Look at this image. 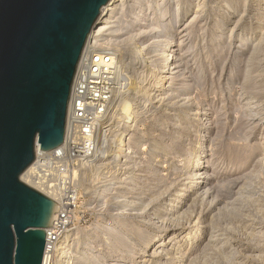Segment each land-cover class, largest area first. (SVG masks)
I'll use <instances>...</instances> for the list:
<instances>
[{
  "label": "rangeland",
  "instance_id": "374dc122",
  "mask_svg": "<svg viewBox=\"0 0 264 264\" xmlns=\"http://www.w3.org/2000/svg\"><path fill=\"white\" fill-rule=\"evenodd\" d=\"M170 4L169 25L147 29L148 24H133L132 14L123 10L116 33H102L98 42L101 51L119 53L120 79L128 88L141 79L147 88L132 96L138 116L132 151L126 158L111 154L120 128L114 114L127 98L118 92L105 121L99 162L81 168L70 180L54 160H46L39 173L60 193L74 195L69 235L84 236L94 226L114 230L87 238L77 251L102 254L123 248L127 237L137 238L135 250L126 248L115 261L99 264H139L144 251L147 264H154L158 259L148 251L159 232L166 236L160 240L165 244L162 263L177 258L176 264H264V0ZM168 36L174 43V80L152 92L163 60L138 62L132 49L137 42L153 47ZM201 136L206 140L203 150ZM208 161L210 168L204 171L215 178L211 190L205 194L206 185L189 190L198 178L190 175L194 165L201 170ZM101 188L110 191L105 204ZM172 234L176 239L169 243ZM107 235L115 237L109 248Z\"/></svg>",
  "mask_w": 264,
  "mask_h": 264
},
{
  "label": "water",
  "instance_id": "95a60500",
  "mask_svg": "<svg viewBox=\"0 0 264 264\" xmlns=\"http://www.w3.org/2000/svg\"><path fill=\"white\" fill-rule=\"evenodd\" d=\"M111 0H0V264H42L59 205L25 184L65 142L73 81Z\"/></svg>",
  "mask_w": 264,
  "mask_h": 264
},
{
  "label": "bare ground",
  "instance_id": "6f19581e",
  "mask_svg": "<svg viewBox=\"0 0 264 264\" xmlns=\"http://www.w3.org/2000/svg\"><path fill=\"white\" fill-rule=\"evenodd\" d=\"M170 3H171V0H111L110 3L102 9L101 16H100V18L98 20V23L93 28V30H92V32L90 34L89 41H88V43L86 45L85 53L88 51V48L91 45L93 39L95 40L96 44L98 43L100 38H102V33H108L110 36H113L116 33L115 23H119V21H121L119 16H121V13L123 12V10L124 11L128 10V13H130V15L132 14L131 16H133V24H136V23L137 24L138 23H145V25L148 24L147 29L152 27L153 24L158 25V26H160L161 24L169 25L171 22L168 23L169 22L168 21V16L171 13L170 12L171 8H173ZM176 4H177L176 11H178L179 10V6H180V2L177 1ZM132 9L135 12L131 11ZM133 12H134V14H133ZM156 27L157 26H155V28ZM263 27H264V25H263ZM155 28H154V31H156ZM146 33H148V32L147 31L145 32L144 29H143L142 34L146 35ZM153 33L155 34L156 32H153ZM261 33H263V32H261ZM257 34L258 33H256L254 36H257ZM137 35L139 36L140 33L137 34ZM155 38H157V37H155ZM154 43H155V45L153 47H149L145 43H138V42L136 44L134 43L135 46L133 45L134 47L132 49L131 55H133L134 58L136 57L138 62L144 61L147 64H149V63L151 64L152 63L151 59L153 57L162 58L163 62H162L161 70L155 76V78H154L155 79V85L150 90L152 92L159 93V91L163 87H165L166 84H168L170 81L174 80V70H176L175 67H174L175 51L173 49L174 48L173 40L169 36L166 38V40H164L162 42L154 41ZM85 53H84V55H85ZM111 55H112L111 58L108 59V60H106V58H103V62L105 63V62L108 61L112 65H115V64L119 65V60L122 62L118 52H114L113 51V53ZM155 59H154V61H155ZM141 80H138V81H136L134 83H131V85L128 88L127 98L124 99L123 102H121V104L119 105V108L117 109V112L114 114L115 120L118 123V126L120 125V128H119V131H117L116 138H114L112 143H111V146H112L111 147L112 148L111 149V154L112 155H116V156L117 155H121V156H124L126 158V156L133 149L132 148V142H134V141H132L133 140L132 132L135 129V127L137 126V124H138V116H137V113H136V109H135V107L133 105L132 96L134 95V93L135 94L142 93V95H143L145 89H147V88L142 86L143 83H142ZM201 138H202L201 141H203V144H202L203 145L202 146L203 147L202 150H203V149H206L205 145H204L206 140L204 139V136H201ZM104 142L105 141H104L103 138H102V142L99 140V146H98L97 152H96L98 155L99 154H104L103 150H102ZM200 143H202V142H198V144H200ZM66 146H67V135H66V142H64V144L61 147L57 148L56 150H54L52 152L42 153V152H40L39 147L37 146V150H36L37 161L34 162L29 167V169L26 172H24L22 174V176H21V180L25 184H27V185L31 186L32 188L40 191L41 193L45 194L46 196L50 197L51 199H53L55 202L58 203L59 211L57 213L58 218H57L56 221L59 220L60 215H61V213L63 211L69 212V209L71 210V208L73 207V204L75 203V202H73V200H75L74 195L71 194V193H69V194L66 193L65 195L62 194V193H59L57 190H54L53 186L50 185L49 183L48 184H44L42 181H39L37 178H35L33 176V171H34V167L37 165L39 160H41L42 158L51 157V156H53V155H55L57 153L62 152L65 149ZM95 159H96V157H95ZM96 161L99 162L98 159ZM194 166H195V171L190 173V175H191V177L195 176V177H198V178H196L194 182L192 181L193 183L190 184L189 190H195L197 187H202L203 188L206 185V187H204V193L207 194L209 192V189H210L209 187L211 186V184L214 182V179H215L209 173V171H204V170L210 168V161H208L205 166H204V163H202V167H201L202 169L201 170H199V164L198 165H194ZM95 169H97V168H95ZM261 170H262V172H264V162L261 165ZM118 172H119V170L115 171V173L112 174V176L114 175V177H115L113 179L114 181L116 179V176H118V174H119ZM203 175H204V177H202ZM130 179H131V177H130ZM125 180H127V179H125ZM112 181H109L108 183H110ZM102 186H103V184H102ZM106 186H109V184H106ZM100 192H103L102 193V202L105 204L106 203L105 198H107L106 197L107 192L104 189H102ZM219 194H221V193H219ZM98 195H96L95 199L99 198ZM227 197H228V195H227ZM126 207H127V204H126ZM69 213H71V211ZM113 217L114 216H112V217L110 216L111 219ZM219 218H221V217H219ZM66 224H67V221H66ZM99 228H101V227H99V226L98 227L97 226L91 227L90 229H88L86 231V234L84 236H81L82 234L81 235L80 234L69 235L70 229L65 227L64 234L59 239V241L57 243H55V245L53 247L54 250H53L52 256H53L54 264H99V263H101L102 261H105V260L115 261L116 259H118L119 257H121V256H123L125 254V252L127 251L126 248L135 250V247H136V245L138 243L137 238L133 240V239H129L127 237V242H125L126 245L123 248L118 249V250H110V251H108L106 253L104 252L102 254L98 250L95 251L93 249H89L88 251H85V250L84 251H77L76 246L77 245H84V243H85L84 241L87 238H89V237L97 238L99 236L98 233L100 235H102V234L104 235L108 231H109V233L114 231L113 229L109 230V229L101 228L100 232H96ZM52 229L53 228L48 229V231H51ZM136 229H139V228H136ZM118 233L119 232H117V234ZM162 234H163L162 232H159L157 234H155V233L153 234V236H152V238H153V247H151V249L148 251L151 254L150 256L149 255L148 256L153 258V260L158 259L157 261L153 262L154 264H176V262H178L176 260L177 258L174 259V261H172L170 263H162L159 260L160 257H161L159 255L160 254L162 255V249L161 248L164 247V245H165L164 243L163 244L160 243V240L166 238V236H163ZM175 236H176L175 234L169 235V239H168L169 243H173V241L176 239ZM114 238L112 236H108V235L106 236V243H105L106 247L109 248V247L113 246V243H115L114 242ZM177 248L180 249V246L177 247ZM97 253H99L101 255L100 256L101 258L98 257ZM145 253L147 254V251H144L143 252V256L139 257V259L141 258V261L139 262V264H142V263L143 264H147V262H146L147 260H145V257H147V256H146ZM182 253H184V252H182ZM176 254H178V253H176ZM130 255L132 257L136 256V254L134 252H131ZM181 255H183V254H181Z\"/></svg>",
  "mask_w": 264,
  "mask_h": 264
},
{
  "label": "built area",
  "instance_id": "2783aa9c",
  "mask_svg": "<svg viewBox=\"0 0 264 264\" xmlns=\"http://www.w3.org/2000/svg\"><path fill=\"white\" fill-rule=\"evenodd\" d=\"M85 49L77 67L71 90L66 124L67 146L62 152L39 160L33 171L35 178L44 184L49 183L54 190H57L56 186L39 173L45 161L54 160L59 165L60 171L67 175V180H70L71 175L74 179L81 168L93 166L97 162L96 160L99 161V157L103 155H98L96 152L99 140L102 142L103 138L106 142L102 134L106 129L105 121L111 111L112 102L118 92L125 95L128 93L126 83L120 79L119 66L112 65L108 61L103 62V58L110 59L113 52L101 51L94 39L86 53ZM69 212L63 211L58 221H56L57 215L55 223L51 227L53 229L46 230V248L42 264H54L53 247L64 234L65 227L69 226Z\"/></svg>",
  "mask_w": 264,
  "mask_h": 264
}]
</instances>
